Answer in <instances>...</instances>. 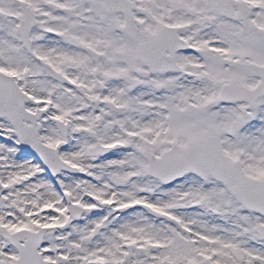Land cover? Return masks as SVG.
<instances>
[{
  "label": "snow or ice",
  "instance_id": "obj_1",
  "mask_svg": "<svg viewBox=\"0 0 264 264\" xmlns=\"http://www.w3.org/2000/svg\"><path fill=\"white\" fill-rule=\"evenodd\" d=\"M0 264H264V0H0Z\"/></svg>",
  "mask_w": 264,
  "mask_h": 264
}]
</instances>
